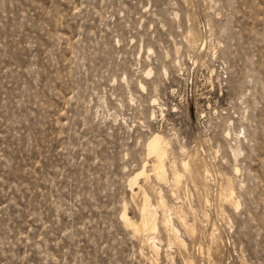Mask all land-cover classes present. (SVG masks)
Wrapping results in <instances>:
<instances>
[{"label": "rangeland", "instance_id": "1", "mask_svg": "<svg viewBox=\"0 0 264 264\" xmlns=\"http://www.w3.org/2000/svg\"><path fill=\"white\" fill-rule=\"evenodd\" d=\"M0 264H264V0H0Z\"/></svg>", "mask_w": 264, "mask_h": 264}, {"label": "bare ground", "instance_id": "2", "mask_svg": "<svg viewBox=\"0 0 264 264\" xmlns=\"http://www.w3.org/2000/svg\"><path fill=\"white\" fill-rule=\"evenodd\" d=\"M146 151L147 155L152 157L153 164L151 166V171L153 176L158 180V181H164L166 174H165V169H164V161L165 157L167 155L168 151V144L162 140L160 136L155 135L150 139V141L146 145ZM183 167L185 168L186 165L184 164ZM172 176L174 182L177 184L179 182V179L181 175H179L175 170L172 171ZM140 176H145L144 171L140 173L136 178H139ZM135 178V179H136ZM135 181V180H134ZM159 206L164 207V203L162 198H160L159 201ZM150 206L148 204V201L144 199L142 208L140 209V222L137 226L133 225L130 223L129 219L127 218L126 214H123V219L125 220V223L128 226L133 227V231L136 235H141V234H155L156 229H157V224L155 220V213L151 211ZM184 221V220H183ZM181 220V223L183 222ZM168 223L167 221H164L163 224ZM171 233H174L173 230H171Z\"/></svg>", "mask_w": 264, "mask_h": 264}]
</instances>
